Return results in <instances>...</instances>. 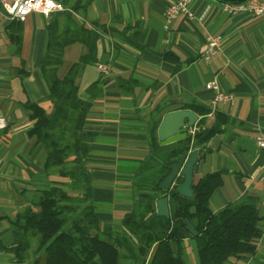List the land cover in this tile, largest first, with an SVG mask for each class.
<instances>
[{
  "label": "crops",
  "instance_id": "obj_1",
  "mask_svg": "<svg viewBox=\"0 0 264 264\" xmlns=\"http://www.w3.org/2000/svg\"><path fill=\"white\" fill-rule=\"evenodd\" d=\"M56 1L64 11L48 17L32 13L24 22L7 18L0 5V116L8 121V127L0 131V264H32L41 258L34 236L23 262L6 250L15 242L12 223L39 197L40 190L53 181H67L46 174L43 147L28 136L34 121L26 103L51 110L40 63L50 36H56V20L63 24L68 15L88 27L97 23L112 28L98 41L99 62L109 65L110 73L102 76L96 65H88L80 80L82 96L98 79L107 81L86 127L98 138L89 146L87 163L102 226L120 228L124 215L133 209L132 180L150 153L154 112L165 109L163 118L192 102L212 111L215 93L206 85L216 79L233 99L219 102L213 116H206L207 126L215 122L216 114L228 122L202 150L194 183L206 174L223 171V183L211 198L212 211L253 196L258 199L264 229V184L260 181L264 150L255 142L258 135H264V18L226 13L225 2L218 0H191V11L203 19L182 16L167 30L165 12L177 0ZM73 6L76 11L71 10ZM208 36L223 39L222 52L209 63L204 59ZM86 51L80 43L68 46L59 76L64 77ZM164 53H173L179 62L165 61ZM198 117L200 122L202 116ZM228 264H264V234L256 254Z\"/></svg>",
  "mask_w": 264,
  "mask_h": 264
},
{
  "label": "trees",
  "instance_id": "obj_2",
  "mask_svg": "<svg viewBox=\"0 0 264 264\" xmlns=\"http://www.w3.org/2000/svg\"><path fill=\"white\" fill-rule=\"evenodd\" d=\"M70 8L77 10L75 6ZM63 22L56 20V36H50L40 63L51 110L33 102L26 106L34 121L28 136L43 147L46 174H57L67 181H53L18 213L12 223L15 242L6 250L23 262L31 246L30 238L34 236L38 239L36 254L42 256L32 264H188L186 243L190 237L196 241V264H228L256 254L258 240L264 234L258 199L249 196L217 213L210 207L213 193L223 183V171L206 174L194 183L192 199L181 197L175 189H159L170 173L166 164L192 141L189 137L171 145H160L157 129L165 112L163 108L154 112L149 129L150 153L138 165L132 180V211L124 215L120 228L102 226L93 201V180L87 163L89 146L98 138L86 127L93 104L102 97L107 81L98 79L82 96L80 80L88 65L99 63L98 41L112 28L97 23L88 27L74 15L64 16ZM75 43L84 45L87 51L60 77L65 50ZM163 57L168 62H179L173 53H164ZM181 108L202 116L194 137V147L201 150L206 149L207 142L228 122L227 117L216 114L215 122L207 126L209 108L195 102ZM163 196L178 203L175 219L157 215L155 203ZM187 219L194 224L197 236L190 234Z\"/></svg>",
  "mask_w": 264,
  "mask_h": 264
},
{
  "label": "built area",
  "instance_id": "obj_3",
  "mask_svg": "<svg viewBox=\"0 0 264 264\" xmlns=\"http://www.w3.org/2000/svg\"><path fill=\"white\" fill-rule=\"evenodd\" d=\"M191 0H177L171 3L165 12V29H169L172 23L178 18L184 16L190 20H202L203 17L196 16L190 9ZM0 5L7 18L18 22H24L32 13H40L46 17L53 13L64 11L65 7L56 0H0ZM223 11L229 14H249L255 17L264 18V0H244L242 2L223 4ZM223 39L220 36H208L206 38V50L204 59L209 63L214 57L222 52ZM100 74L107 76L110 73V67L104 63L96 64ZM206 88L215 93L213 99L212 111L209 114L213 116L215 108L219 102L232 100L233 96L225 94L220 88L219 82L214 79L207 83ZM8 127V121L5 117L0 116V131ZM198 129L190 132L192 140ZM256 145L259 149L264 150V135L260 134L255 138ZM260 181L264 184V169ZM264 204V199H263Z\"/></svg>",
  "mask_w": 264,
  "mask_h": 264
},
{
  "label": "water",
  "instance_id": "obj_4",
  "mask_svg": "<svg viewBox=\"0 0 264 264\" xmlns=\"http://www.w3.org/2000/svg\"><path fill=\"white\" fill-rule=\"evenodd\" d=\"M218 1L235 3L244 0ZM198 123L199 117L192 110L182 109L166 113L157 129V138L160 145L166 146L187 140L191 137V130L196 129ZM193 147L194 142L192 140L191 144L186 146L177 158L166 164L165 167L170 173L160 183V190L171 191L175 189L176 193L181 197L186 199L193 198L194 177L198 174L199 159L202 153L200 148L192 149ZM155 206L159 217H165L167 219L176 218L178 203L175 200H171L168 196H163L156 200ZM185 222L190 234L193 237L197 236L198 232L194 224L189 219Z\"/></svg>",
  "mask_w": 264,
  "mask_h": 264
},
{
  "label": "rangeland",
  "instance_id": "obj_5",
  "mask_svg": "<svg viewBox=\"0 0 264 264\" xmlns=\"http://www.w3.org/2000/svg\"><path fill=\"white\" fill-rule=\"evenodd\" d=\"M77 193H73V195H76ZM106 205V204H104ZM101 205V206H104ZM101 207L98 205L97 206V211L100 209ZM33 244L35 247H37V240H33ZM187 246V263L188 264H196L197 263V251H196V241L193 239H190L189 242L187 241L186 243ZM190 248V249H189Z\"/></svg>",
  "mask_w": 264,
  "mask_h": 264
}]
</instances>
